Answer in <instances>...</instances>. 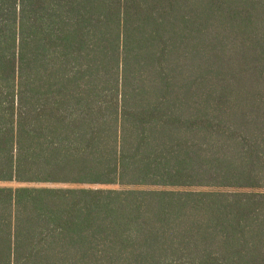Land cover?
<instances>
[{
	"label": "trees",
	"instance_id": "obj_1",
	"mask_svg": "<svg viewBox=\"0 0 264 264\" xmlns=\"http://www.w3.org/2000/svg\"><path fill=\"white\" fill-rule=\"evenodd\" d=\"M0 264H264V0H0Z\"/></svg>",
	"mask_w": 264,
	"mask_h": 264
},
{
	"label": "rangeland",
	"instance_id": "obj_2",
	"mask_svg": "<svg viewBox=\"0 0 264 264\" xmlns=\"http://www.w3.org/2000/svg\"><path fill=\"white\" fill-rule=\"evenodd\" d=\"M0 186H12V187H15V186H17V184H15V183L0 182Z\"/></svg>",
	"mask_w": 264,
	"mask_h": 264
}]
</instances>
